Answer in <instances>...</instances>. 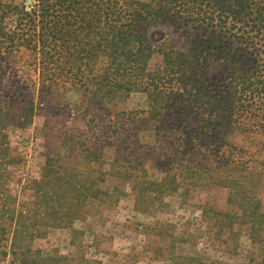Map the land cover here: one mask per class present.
Wrapping results in <instances>:
<instances>
[{"label":"rangeland","instance_id":"obj_1","mask_svg":"<svg viewBox=\"0 0 264 264\" xmlns=\"http://www.w3.org/2000/svg\"><path fill=\"white\" fill-rule=\"evenodd\" d=\"M25 1L0 0L29 10L34 0ZM176 34L161 19L144 30L155 50ZM35 63L25 50L0 60V264H19L26 247L55 264H264L263 135L222 118L221 137L191 128L193 110L178 101L156 121H125L116 112L145 109L144 92L117 88L98 101L58 80L49 90ZM160 64L154 53L147 69ZM193 137L204 144L193 162L250 158L247 169L184 171V140ZM217 138L227 144L209 145ZM89 146L98 159L88 161ZM57 166L79 192L55 179Z\"/></svg>","mask_w":264,"mask_h":264},{"label":"trees","instance_id":"obj_2","mask_svg":"<svg viewBox=\"0 0 264 264\" xmlns=\"http://www.w3.org/2000/svg\"><path fill=\"white\" fill-rule=\"evenodd\" d=\"M155 19L177 33L156 50L144 38L145 27ZM182 35L184 41L179 42ZM21 50L31 52L39 63L38 81L49 90L58 80L84 88L98 101L117 88L144 92L145 109L116 112L125 121L137 120L136 114L156 121L178 101L193 110L186 121L191 128L218 137L222 118L225 125L264 136V0H34L29 10L0 2V60ZM154 53L161 55V64L149 71L147 63ZM209 141L217 149L227 144L221 138ZM203 145L197 146L195 137L184 140V171L206 164L213 169H247L250 158L193 162L190 156ZM92 148H86L88 161L98 159ZM1 153L6 158L7 148L0 143ZM52 171L55 179L79 192L81 185L72 183L63 167ZM18 234L13 232V244ZM28 252L26 247L19 264L58 260Z\"/></svg>","mask_w":264,"mask_h":264},{"label":"water","instance_id":"obj_3","mask_svg":"<svg viewBox=\"0 0 264 264\" xmlns=\"http://www.w3.org/2000/svg\"><path fill=\"white\" fill-rule=\"evenodd\" d=\"M32 0H26L25 4L28 5Z\"/></svg>","mask_w":264,"mask_h":264}]
</instances>
